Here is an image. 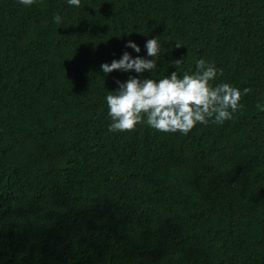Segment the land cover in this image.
Returning a JSON list of instances; mask_svg holds the SVG:
<instances>
[{
  "label": "trees",
  "instance_id": "16d2710c",
  "mask_svg": "<svg viewBox=\"0 0 264 264\" xmlns=\"http://www.w3.org/2000/svg\"><path fill=\"white\" fill-rule=\"evenodd\" d=\"M152 38L140 78L203 58L214 84L252 89L241 112L187 135L108 131L105 97L137 74L101 65L150 59ZM258 103L264 0H0V264H264Z\"/></svg>",
  "mask_w": 264,
  "mask_h": 264
},
{
  "label": "clouds",
  "instance_id": "9594fccd",
  "mask_svg": "<svg viewBox=\"0 0 264 264\" xmlns=\"http://www.w3.org/2000/svg\"><path fill=\"white\" fill-rule=\"evenodd\" d=\"M67 2L71 6L80 7L81 0ZM18 3L30 7L35 0H18ZM61 20L59 15L53 17L56 24H60ZM125 47L136 53L141 51L132 41ZM161 48L157 38L148 39L145 49L150 59L139 55L133 58L124 52L119 60L101 65L105 75L113 71L137 74L136 77L129 76L123 83L117 80V91L108 92L105 97L108 116L112 121L108 131L132 132L137 125L144 123L158 132L187 135L197 124L208 125L211 121L223 125L241 112V98L250 94L252 89L244 88L241 91L229 83L214 84L218 70L203 58L195 61L196 70L193 74L185 72L182 78L176 71L159 80L140 78V74L157 68L156 61ZM174 64L182 66L183 58L174 61ZM256 108L264 111V105L259 103Z\"/></svg>",
  "mask_w": 264,
  "mask_h": 264
}]
</instances>
